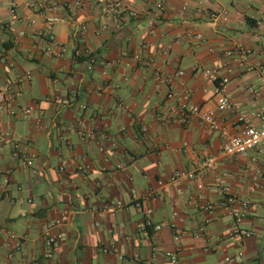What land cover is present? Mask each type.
Here are the masks:
<instances>
[{
    "label": "crops",
    "instance_id": "obj_1",
    "mask_svg": "<svg viewBox=\"0 0 264 264\" xmlns=\"http://www.w3.org/2000/svg\"><path fill=\"white\" fill-rule=\"evenodd\" d=\"M42 1L0 0V264H264V144L213 170L219 134L177 119L221 84L222 125L264 127L263 1L54 0L51 25ZM216 176L250 203L248 236Z\"/></svg>",
    "mask_w": 264,
    "mask_h": 264
},
{
    "label": "built area",
    "instance_id": "obj_2",
    "mask_svg": "<svg viewBox=\"0 0 264 264\" xmlns=\"http://www.w3.org/2000/svg\"><path fill=\"white\" fill-rule=\"evenodd\" d=\"M264 3V0H262ZM36 2L30 1L29 6H34ZM46 5H45V4ZM37 5V4H36ZM42 8H45L47 11L46 16L44 17V22L47 25H51L55 22L62 21V17L56 16L53 11L56 8V2L54 0L50 1H42L38 4ZM111 9L115 13H120L124 11V9L121 6V0H112L110 2ZM158 8L162 7L161 3H157L156 5ZM11 12H14V9H11ZM131 15H135V13H130ZM256 23L258 25L264 24V13L263 15L257 19ZM23 34V33H20ZM89 68L92 66L94 59L90 58L89 61ZM205 73L208 76H212L213 79H216L215 73H212L210 70H206ZM179 74H182L180 71ZM26 77H29V73H26ZM160 80V79H159ZM161 81H165L166 83H170V79H161ZM215 92L217 94L216 99V106L214 109H208L203 110L201 107L196 105H188L187 102L183 99L177 100V106H178V112H177V119L186 122L191 118H197L201 120L202 122L206 123L211 131H216L220 138H221V145L219 147V151L217 155H210L206 156L204 158L203 166L211 168L215 170V165L217 162V159L219 157L224 156H234V155H246L250 150L262 146L264 144V127L257 128L253 126L252 124H247L244 127L240 129L238 133H231L230 130L223 126L220 119L217 117L216 113L223 111L227 108H229L232 104L231 99L223 93L222 91V85L218 84L216 86ZM172 92H168V97L172 96ZM9 98H6V89H3L0 87V103L5 106H8ZM31 107H25L23 108L24 115H30ZM169 118V117H168ZM23 163L27 165L32 164V159L30 157H26L23 159ZM193 174H189L188 176H192ZM215 180L217 183L221 186V189L223 190V200L222 205L224 209L226 210L227 214L232 218L233 220V231L231 236H248L249 232L241 227L242 221L245 219L249 209H250V203L245 200L241 199L238 196L229 193L227 188L223 185V179L221 176H216ZM136 207H141L140 201L134 202ZM151 212L150 209H145V214L149 215ZM155 228H160V225H157ZM56 237L54 236H48L46 239V245H47V254L50 255L53 246L56 243ZM166 256L169 257L170 261L174 264H183L179 261L177 255L166 252ZM242 256V252L239 251L236 256H227L223 260L222 264H232L235 262L238 258Z\"/></svg>",
    "mask_w": 264,
    "mask_h": 264
}]
</instances>
